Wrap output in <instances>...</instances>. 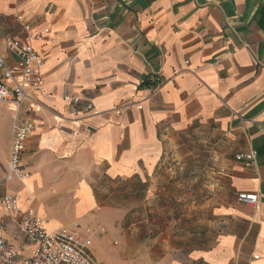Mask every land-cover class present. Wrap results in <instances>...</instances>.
<instances>
[{
  "label": "crops",
  "instance_id": "obj_1",
  "mask_svg": "<svg viewBox=\"0 0 264 264\" xmlns=\"http://www.w3.org/2000/svg\"><path fill=\"white\" fill-rule=\"evenodd\" d=\"M18 16L31 34L49 28L31 38L45 59L33 112L28 101L0 102V186L21 209L34 208L49 231L110 222L122 179L146 198L167 146L208 125L227 191L212 210V241L135 264H264V0H0V54L11 66L6 39L27 38ZM68 94L94 113L74 116ZM24 120L35 124L22 155L29 175L6 182L13 126ZM251 150L254 166L235 160ZM21 215L0 204L1 234L28 257Z\"/></svg>",
  "mask_w": 264,
  "mask_h": 264
},
{
  "label": "rangeland",
  "instance_id": "obj_2",
  "mask_svg": "<svg viewBox=\"0 0 264 264\" xmlns=\"http://www.w3.org/2000/svg\"><path fill=\"white\" fill-rule=\"evenodd\" d=\"M217 137L212 127L199 125L169 144L151 178L153 193L146 198L140 184L122 179L120 214L100 223L106 233L91 245L95 257L120 264L114 257L120 253L126 258L123 264H135L210 244L212 210L227 194L219 175Z\"/></svg>",
  "mask_w": 264,
  "mask_h": 264
},
{
  "label": "built area",
  "instance_id": "obj_3",
  "mask_svg": "<svg viewBox=\"0 0 264 264\" xmlns=\"http://www.w3.org/2000/svg\"><path fill=\"white\" fill-rule=\"evenodd\" d=\"M17 19L22 23L27 38L25 41L11 37L6 39V46L18 58V63L11 66L0 54V102H13L19 110L22 103L28 101L27 112L31 113L37 102L33 92L44 86L45 63L44 57L31 45V38L43 39L45 34L49 33V28L31 34V25L24 22L22 16H18ZM28 88L31 91H28ZM64 98L68 101L74 116L80 112L94 113V105L90 102L83 103L79 95L68 94ZM34 128L35 124L31 120L17 121L14 124L6 182L14 177L23 180L29 175L22 168V155L26 141ZM235 160L245 167H252L257 161V152L251 150L238 153ZM239 200L257 205L259 196L257 193H241ZM0 204L10 214H22L17 219V228L33 247L31 254L23 257L19 249L0 232V264H103L91 249L94 240L105 235L106 230L103 227L77 225L75 228L62 227L49 231L44 227L43 219L36 214L34 208L23 211L18 195L3 189L2 186ZM6 229V221L0 216V231Z\"/></svg>",
  "mask_w": 264,
  "mask_h": 264
}]
</instances>
